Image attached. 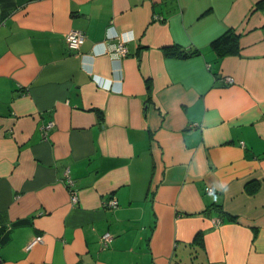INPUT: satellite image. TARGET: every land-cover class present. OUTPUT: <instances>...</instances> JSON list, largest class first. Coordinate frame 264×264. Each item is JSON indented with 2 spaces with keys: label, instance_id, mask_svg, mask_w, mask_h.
<instances>
[{
  "label": "crops",
  "instance_id": "0c3cea01",
  "mask_svg": "<svg viewBox=\"0 0 264 264\" xmlns=\"http://www.w3.org/2000/svg\"><path fill=\"white\" fill-rule=\"evenodd\" d=\"M261 1L0 0V264H264Z\"/></svg>",
  "mask_w": 264,
  "mask_h": 264
},
{
  "label": "built area",
  "instance_id": "2783aa9c",
  "mask_svg": "<svg viewBox=\"0 0 264 264\" xmlns=\"http://www.w3.org/2000/svg\"><path fill=\"white\" fill-rule=\"evenodd\" d=\"M84 37L85 35L81 30L68 31L67 33H65V41H66L67 47L71 50L78 51L80 45L84 41ZM105 52L111 59H115V60L125 57L128 54V50H127L124 40H116V41H111L107 43L105 46ZM224 80L226 83L232 82V78L229 76L225 77ZM52 126H53V121H48L45 125L42 126L41 129H42L43 136L47 135L48 130L51 129ZM64 183L69 193L70 203L76 204L78 202V191H77V188L75 186L73 179L70 177L67 170L64 173ZM205 191L211 194L214 192V189L212 187L206 186ZM104 204L108 207H116L117 201L116 199L111 198L108 201H106ZM213 222L218 223L219 220L214 219ZM41 240H42V236L40 235L32 238L28 242L27 248L32 247L35 243H38ZM111 240H112V234L110 232H105L100 237V244L102 247H107L109 243L111 242Z\"/></svg>",
  "mask_w": 264,
  "mask_h": 264
},
{
  "label": "trees",
  "instance_id": "16d2710c",
  "mask_svg": "<svg viewBox=\"0 0 264 264\" xmlns=\"http://www.w3.org/2000/svg\"><path fill=\"white\" fill-rule=\"evenodd\" d=\"M259 4H264V1L259 2ZM211 47L215 51L218 58L225 55L237 53L238 50V35L235 32L228 28L223 31L219 36L211 42ZM180 56H186L187 53H178ZM202 239L201 233H198L195 236V241L200 242Z\"/></svg>",
  "mask_w": 264,
  "mask_h": 264
}]
</instances>
